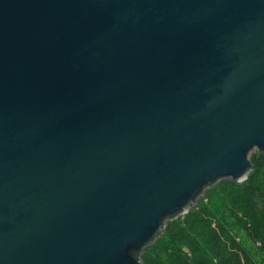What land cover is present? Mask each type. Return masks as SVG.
<instances>
[{
	"label": "water",
	"instance_id": "water-1",
	"mask_svg": "<svg viewBox=\"0 0 264 264\" xmlns=\"http://www.w3.org/2000/svg\"><path fill=\"white\" fill-rule=\"evenodd\" d=\"M264 151V0H0V264H140Z\"/></svg>",
	"mask_w": 264,
	"mask_h": 264
},
{
	"label": "trees",
	"instance_id": "trees-1",
	"mask_svg": "<svg viewBox=\"0 0 264 264\" xmlns=\"http://www.w3.org/2000/svg\"><path fill=\"white\" fill-rule=\"evenodd\" d=\"M249 161L253 174L243 182L221 177L206 184L191 211L169 216L164 235L142 247L140 264H264V151L257 149ZM234 226L258 249L259 260Z\"/></svg>",
	"mask_w": 264,
	"mask_h": 264
},
{
	"label": "rangeland",
	"instance_id": "rangeland-1",
	"mask_svg": "<svg viewBox=\"0 0 264 264\" xmlns=\"http://www.w3.org/2000/svg\"><path fill=\"white\" fill-rule=\"evenodd\" d=\"M256 150H257V149L252 150V151L250 152V154L256 152ZM250 154H249V156H250ZM205 190H206V188H204V191H205ZM204 191H203V192H204ZM203 192H202L201 195H199L198 197H201L202 194H203ZM182 214H183V212H182V213H179L178 216H180V215H182ZM166 220H167V219H166ZM166 220H165V221H166ZM233 232H234V234L236 235V237L239 238L240 242H242V244H243L246 248L249 249L250 253L253 254V257H255V258H257V260H259L260 255H259L258 249H257L255 246H253V244L250 243V242L248 241V239H246L245 235L239 230V228L236 227V226H234Z\"/></svg>",
	"mask_w": 264,
	"mask_h": 264
}]
</instances>
